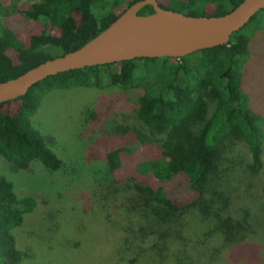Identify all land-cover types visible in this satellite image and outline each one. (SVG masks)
<instances>
[{
    "label": "trees",
    "instance_id": "obj_1",
    "mask_svg": "<svg viewBox=\"0 0 264 264\" xmlns=\"http://www.w3.org/2000/svg\"><path fill=\"white\" fill-rule=\"evenodd\" d=\"M135 1L39 0L24 8L0 2V82L79 48ZM241 1L158 0L163 8L196 16L225 14ZM153 12L147 4L137 14ZM14 13L25 22H40L42 29L21 39L3 20ZM255 15L227 43L182 57H137L40 80L27 93L0 102V154L16 168L39 160L49 170L60 169L63 161L51 147L52 137L30 119L45 95L56 88L102 83L139 88L134 122L110 137L113 143L103 153L104 172L94 196L105 219L121 230L116 257L127 264H211L221 250L244 243L243 230L249 228L230 216L219 219L213 236L220 244L212 247L198 237L193 240L198 234L194 228L189 232L186 219L194 210L203 217L211 213L206 194L222 148L232 139L242 140L250 151L251 168L262 166L264 113L250 107L242 89L251 32L246 27ZM107 110H88L87 119L98 123ZM144 142L155 145L152 157L142 162L138 177L125 173L118 181L127 147ZM180 174L186 179L183 198L168 187ZM34 204L0 176V264H23L26 254L16 246L15 230Z\"/></svg>",
    "mask_w": 264,
    "mask_h": 264
},
{
    "label": "rangeland",
    "instance_id": "obj_2",
    "mask_svg": "<svg viewBox=\"0 0 264 264\" xmlns=\"http://www.w3.org/2000/svg\"><path fill=\"white\" fill-rule=\"evenodd\" d=\"M35 1L39 0H0L20 8ZM3 20L23 40L42 29L40 22H25L15 13ZM246 28L251 32L242 89L250 107L264 113V9ZM194 58L190 57L191 64ZM139 93L136 87L104 83L53 89L30 119L52 137L51 147L63 166L49 170L33 160L16 168L0 154V176L13 182L18 195L30 196L35 202L15 230L16 246L26 254L23 264H127L118 261L115 254L121 230L105 219L94 196L104 172L103 153L113 143L110 137L114 132L133 124ZM103 108L108 110L98 123L87 119L88 110ZM127 148L118 181L129 173L138 177L142 162L152 157L156 147L144 142ZM261 157L262 166L253 170L248 145L238 139L228 141L206 194L211 213L203 217L194 210L186 219L189 232L194 228L198 233L191 236L193 240H206L211 247L220 244L213 236L219 219L230 216L233 221L249 224L243 230L245 242L221 250L211 264H264V144ZM185 185L186 179L180 174L168 187L174 196L183 198Z\"/></svg>",
    "mask_w": 264,
    "mask_h": 264
},
{
    "label": "water",
    "instance_id": "obj_3",
    "mask_svg": "<svg viewBox=\"0 0 264 264\" xmlns=\"http://www.w3.org/2000/svg\"><path fill=\"white\" fill-rule=\"evenodd\" d=\"M147 4L153 6L154 12L138 15L137 11ZM262 9L264 0H242L225 14L196 16L163 8L158 0H137L79 48L1 81L0 102L27 93L40 80L59 72L137 57H182L227 43L233 32ZM133 17L143 20L129 25ZM198 26L208 28L195 30Z\"/></svg>",
    "mask_w": 264,
    "mask_h": 264
},
{
    "label": "bare ground",
    "instance_id": "obj_4",
    "mask_svg": "<svg viewBox=\"0 0 264 264\" xmlns=\"http://www.w3.org/2000/svg\"><path fill=\"white\" fill-rule=\"evenodd\" d=\"M143 19L142 18H137V17H133L130 21H129V25H134V24H137L139 22H141ZM208 27H205V26H198L197 29L195 30H205L207 29Z\"/></svg>",
    "mask_w": 264,
    "mask_h": 264
}]
</instances>
